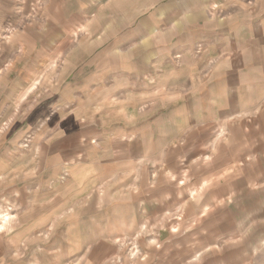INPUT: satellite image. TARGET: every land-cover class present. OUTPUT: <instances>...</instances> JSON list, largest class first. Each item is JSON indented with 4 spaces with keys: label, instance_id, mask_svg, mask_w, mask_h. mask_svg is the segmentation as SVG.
Wrapping results in <instances>:
<instances>
[{
    "label": "crops",
    "instance_id": "crops-1",
    "mask_svg": "<svg viewBox=\"0 0 264 264\" xmlns=\"http://www.w3.org/2000/svg\"><path fill=\"white\" fill-rule=\"evenodd\" d=\"M0 9V33L19 25L8 71L32 51L36 65L49 62L41 72L64 58L66 104H79L47 165L51 179L68 167L76 231L100 234L81 243L80 260L127 264L129 249L140 257L130 264H253L264 0H4ZM110 233L130 242L109 243Z\"/></svg>",
    "mask_w": 264,
    "mask_h": 264
},
{
    "label": "rangeland",
    "instance_id": "rangeland-1",
    "mask_svg": "<svg viewBox=\"0 0 264 264\" xmlns=\"http://www.w3.org/2000/svg\"><path fill=\"white\" fill-rule=\"evenodd\" d=\"M3 13L0 9V19ZM18 26L5 25L0 33V264H88L80 260L84 251L79 246L100 234L76 231L78 202L65 201L71 184L68 167L61 165L54 179L48 168L51 145L73 132L71 122L64 121L66 113L79 104H66L74 98L73 89L66 88L64 58L52 72H41L49 62L36 65L32 51L20 58L19 71H8L17 52L9 51L10 35ZM249 204L255 215L248 219V231L260 232L262 239L253 264H264V183L250 186ZM113 235H107L109 243L130 242L126 235L119 240ZM139 239L159 240L160 234L143 232ZM126 252L127 264L139 257Z\"/></svg>",
    "mask_w": 264,
    "mask_h": 264
}]
</instances>
